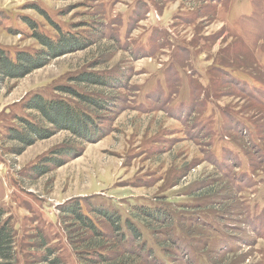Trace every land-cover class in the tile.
<instances>
[{"label": "rangeland", "instance_id": "rangeland-1", "mask_svg": "<svg viewBox=\"0 0 264 264\" xmlns=\"http://www.w3.org/2000/svg\"><path fill=\"white\" fill-rule=\"evenodd\" d=\"M56 28L86 48L20 79L0 75V210L17 264H48L46 249L60 264L97 263L75 250L88 238L64 214L75 205L109 259L264 264V0H0L10 60L43 50L35 35L56 40ZM87 74L108 86L76 81ZM36 96L89 114L92 139H11L21 120L41 122L27 108ZM137 208L167 211L172 226H145ZM101 212L121 219V243Z\"/></svg>", "mask_w": 264, "mask_h": 264}, {"label": "trees", "instance_id": "trees-1", "mask_svg": "<svg viewBox=\"0 0 264 264\" xmlns=\"http://www.w3.org/2000/svg\"><path fill=\"white\" fill-rule=\"evenodd\" d=\"M31 27L35 29L32 24ZM56 29L60 34V37L56 40H51L38 34L35 35L38 44L44 48L36 54L21 52L17 55L16 60L13 61L6 56L4 51L0 50V75L2 78L11 80L23 78L33 71L45 67L52 59L86 48L88 44L87 38H77L70 34H62L59 28ZM76 81L80 84L90 86H108L98 76L88 74L81 76ZM60 91L70 97L78 99L87 108L100 110L102 107H105L104 104L102 105L97 101L95 102L90 98L81 96L69 88H61ZM27 108L39 113L42 120L39 123L21 120L23 124L22 132L16 131L12 133L11 139L17 140L24 146H31L38 140H47L54 136L57 131H67L78 140H91L93 137L91 133L97 130L95 121L89 114L81 112L79 107L71 106L69 103L63 101H46L40 96H36L27 103ZM43 122L52 126L54 130L43 127ZM55 163L59 164L56 161ZM136 211L137 217L147 227H157L159 224H162L161 226L163 227L167 226L168 228L172 226V219L167 215L168 212L165 210L160 209L152 212L147 208H137ZM64 214L69 217L72 216L73 221L79 224L83 237L87 238L88 236L87 239L82 237L84 240L79 238L81 240L79 243L80 247L75 249L78 253H86L89 257H96L98 264H129V259L131 258L129 256L127 257V255L117 257V259H109L106 256V253H108L107 249L109 251L112 249L105 248V239L107 238L96 229L92 221L81 214L79 205L72 206L69 209L67 208ZM3 215V210H0V264H17L15 235L13 230L9 228V224L2 222ZM101 217L105 219L106 223L112 229L116 240L118 237L121 243L125 239V236L122 234L121 219L110 212H101ZM127 228L132 233L133 238L139 241L141 232L138 231L136 226L129 222ZM37 239L41 243V249L46 248L47 243L43 234H40ZM71 243L76 247L74 241H71ZM45 252L47 257L43 259V262L60 264L58 259L49 260L54 257L52 250L46 249ZM87 263L97 264L96 260H87Z\"/></svg>", "mask_w": 264, "mask_h": 264}]
</instances>
